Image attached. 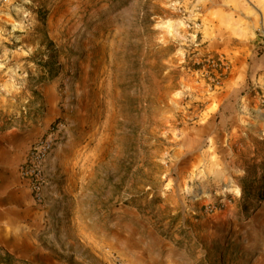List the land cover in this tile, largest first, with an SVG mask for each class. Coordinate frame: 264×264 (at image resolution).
I'll return each mask as SVG.
<instances>
[{
    "label": "rangeland",
    "instance_id": "rangeland-1",
    "mask_svg": "<svg viewBox=\"0 0 264 264\" xmlns=\"http://www.w3.org/2000/svg\"><path fill=\"white\" fill-rule=\"evenodd\" d=\"M258 84L264 0H0V121L55 144L25 211L39 245L0 248L29 264H253ZM153 168V213L150 187L125 204Z\"/></svg>",
    "mask_w": 264,
    "mask_h": 264
},
{
    "label": "crops",
    "instance_id": "crops-1",
    "mask_svg": "<svg viewBox=\"0 0 264 264\" xmlns=\"http://www.w3.org/2000/svg\"><path fill=\"white\" fill-rule=\"evenodd\" d=\"M258 85L256 87L263 89V84ZM0 99L4 98L0 96ZM258 103H262L260 97ZM245 109L259 120V123L245 125V130L250 133L253 132L258 137L260 135L264 137V110L260 108ZM215 129L216 142L218 136L221 135L222 128L216 127ZM35 136L34 133L28 130L20 131L13 130L11 127L6 128L5 122L0 121V242L7 247L8 251L12 252L14 251L13 243H18L22 248L26 246L31 249L35 244L39 245L41 241L37 231L41 229L42 224L35 220L34 214L28 215L29 209L31 210L35 200L19 175V167L23 163L30 145L40 138H35ZM262 137L261 140L264 141ZM19 186L23 190V195L20 198L18 194L20 191ZM25 207H27L26 210ZM142 263L144 262H140V264ZM253 264H264V249L258 253Z\"/></svg>",
    "mask_w": 264,
    "mask_h": 264
},
{
    "label": "built area",
    "instance_id": "built-area-1",
    "mask_svg": "<svg viewBox=\"0 0 264 264\" xmlns=\"http://www.w3.org/2000/svg\"><path fill=\"white\" fill-rule=\"evenodd\" d=\"M52 136L42 137L33 142L19 167L20 178L38 203H43V192L47 186L46 170L55 145ZM117 263L122 264L119 260Z\"/></svg>",
    "mask_w": 264,
    "mask_h": 264
},
{
    "label": "trees",
    "instance_id": "trees-1",
    "mask_svg": "<svg viewBox=\"0 0 264 264\" xmlns=\"http://www.w3.org/2000/svg\"><path fill=\"white\" fill-rule=\"evenodd\" d=\"M157 146H155L156 148ZM143 169H138L137 171V174L140 175L142 173ZM152 175H151V178H150V184L149 186H147V184H143L142 186V190L140 189L138 194L127 199L125 204H130L134 207H137V208H142L141 207V200H143L144 195H141L143 192V190L147 187H150V194H152V198L150 200H148V198L146 197V202H145V206L144 208H142V210H147L149 208H152V211L151 213H153V207L155 205H157L159 203V200L160 198L158 197V193H157V187H156V182H157V179H158V176H159V170L157 168H153L152 169ZM158 175V176H157ZM260 199L262 198V195L260 194ZM153 217H156V214L155 216ZM175 219V218H174ZM0 264H29L25 261H22V260H19V259H16L15 257H13L12 255H10L9 253L5 252L2 248H0Z\"/></svg>",
    "mask_w": 264,
    "mask_h": 264
}]
</instances>
